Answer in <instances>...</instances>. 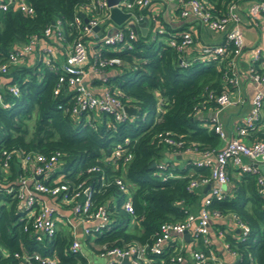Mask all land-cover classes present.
Returning a JSON list of instances; mask_svg holds the SVG:
<instances>
[{
	"label": "trees",
	"instance_id": "trees-1",
	"mask_svg": "<svg viewBox=\"0 0 264 264\" xmlns=\"http://www.w3.org/2000/svg\"><path fill=\"white\" fill-rule=\"evenodd\" d=\"M29 1L35 9L33 14L14 8L0 13V64L31 35L43 36L45 27L57 19L61 21L65 41H69L68 33L75 32L70 23L74 15L80 13L78 6L85 0ZM204 1L213 11L223 12L229 0ZM134 12L145 15L148 10L134 8ZM182 29L185 27L159 32L150 17L148 30L144 34L138 31L131 48H103L104 55H117L122 59V64L109 72L105 83L121 93L125 104L136 108V114L124 120H114L106 112L72 114L67 110L73 92L66 85L59 93H53L61 69L44 64L38 48L23 61L10 64L7 72H0V91L4 101L9 103V106L0 104V163L4 149L43 153L58 150L62 156L54 173H63L71 181L87 177L84 170L89 165L101 167V171L91 173L89 180L98 189L95 201L106 203L112 226L100 234L83 238V242L97 252L104 246L151 242L162 222L183 220L203 201L204 194L189 190L187 184L192 177L208 175L209 168L194 164L196 157L182 161L177 154L187 146L198 149L221 146L222 139L212 123L198 116V111L206 106L217 107L214 95L234 87L227 81L231 75V54L226 52L217 59H194L183 66L179 62L180 54L189 56L167 42L171 33ZM223 43L228 51L230 45ZM10 84L18 86L17 95L7 90ZM87 116L91 117V122ZM30 121H33L31 126ZM125 137L130 139L131 159L125 164L104 160ZM166 137L182 141L183 146L167 143ZM247 137L264 140V126L251 129ZM16 159L10 162L11 173L6 180L12 185H16L20 170ZM227 173L228 188L222 198L213 197L208 208L219 210L223 215L234 213L249 227L244 239L225 234L230 248L239 254L235 264L250 261L264 264V196L258 191L256 174L232 166L227 167ZM100 175L105 185H100ZM116 176H121L129 187L133 214L122 207L126 193L115 184ZM21 206L15 190L1 189L0 264H28L22 254L35 252L55 256L56 264L86 263L82 254L70 251L71 237L64 230L36 240L32 231L24 229ZM198 245L204 247L201 240ZM171 251L172 248L151 255L149 264H163ZM33 264L43 263L33 260Z\"/></svg>",
	"mask_w": 264,
	"mask_h": 264
},
{
	"label": "built area",
	"instance_id": "built-area-1",
	"mask_svg": "<svg viewBox=\"0 0 264 264\" xmlns=\"http://www.w3.org/2000/svg\"><path fill=\"white\" fill-rule=\"evenodd\" d=\"M174 1L178 6L180 16L191 15L208 29L223 32L224 41L230 45L229 50L226 51L223 42L205 44L191 58L180 54V64L187 66L194 59H217L228 52L229 55L231 54V75L226 77L227 81L235 86L237 71L234 62L244 48L241 23L242 15L245 13L248 20L259 28L262 36L261 44L253 49L248 74L257 85L264 83V0H229L223 12L213 11L204 0ZM242 1H248L246 12L242 10ZM151 4L152 0H118L113 5H109L107 0H85L78 6L80 13H76L70 23L74 26L75 32L68 33L71 36L69 41H65L61 21L57 19L45 27L43 32L45 37L33 34L26 43L10 51L6 61L0 64V72H7L10 64L23 61L38 48L41 50L44 64L61 69L53 93H59L66 85L73 92L67 110L72 114H80L84 111L106 112L110 113L114 120H124L130 115L124 110L126 104L120 98L121 93L111 90L105 83L109 68L120 66L122 59L117 55H104L102 50L105 47L131 48L132 41L138 37V26L135 28L131 24H136L144 16L149 18L146 14H136L134 8L148 9ZM112 6L129 12V17L121 24H115L110 19ZM10 8L27 14H33L35 11L29 0H0V13ZM157 30L166 31L160 26ZM194 41L195 37L189 30L171 33L167 40L168 44L174 46L180 53L186 52ZM59 55L62 57L60 58ZM90 75L98 76L105 83V88L101 93L95 92L88 86L87 77ZM7 90L13 95L19 93L16 84L8 85ZM214 98L219 106H226L233 102L230 90L227 88L214 95ZM0 104L9 106V103L4 101L1 91ZM263 106L264 93L258 90L252 98L248 113L237 125L235 134L230 138H227L222 123L217 118H213L214 131L225 142L219 148L184 147L185 151L198 154L193 160L194 164L209 168L208 175L192 177L187 184L189 190L210 185L209 193L204 196L198 211L188 212L181 221L162 222L151 242L102 247L98 253L106 257V261L100 264H122L121 258L124 256L129 259L130 264H149L152 261L151 255L162 254L171 248L172 251L163 264H187L188 255L191 264H235L239 259V254L230 248L225 237H223V246L231 255L232 261H225L215 251L211 241L212 222L220 221L229 215L238 226L237 235L240 239L246 237L249 227L239 220L236 214L223 215L219 210L209 209L208 204L213 197L217 199L223 197V192L229 182L228 166L256 174L258 191L264 196V176L258 167V162L264 163V140H244L250 130L259 125L258 122L264 113ZM87 120L91 122V117L87 116ZM129 141L130 139L125 137L122 142L116 143L111 155L103 159L114 164L127 163L132 157ZM165 141L175 146H183L182 141L171 137H166ZM61 156L62 152L58 150L43 153L4 149L0 163V191L2 188L5 191H16V196L24 209L21 217L24 219V229L32 231L36 240L41 241L43 238L52 237L58 230H67L71 237L69 249L77 254L81 253L82 238L89 234L95 235L109 230L112 226V218L106 203L95 201L94 195L98 189L93 181L89 180L91 173L101 171V167L98 164L89 165L84 170L88 174L87 177L71 181L63 173H54ZM14 157L17 158L20 166L15 179L16 185L6 181L11 173L10 162ZM103 178L100 175L101 186L106 184ZM114 181L118 189L126 193L122 207L133 214L131 192L127 183L121 176H116ZM185 231L189 234L188 243L184 241ZM216 233L219 236L224 235L223 229ZM78 234L83 237L79 238ZM200 240L204 246L202 248L198 245ZM190 243L192 246L188 247ZM22 258L28 264H33V260H40L43 264L57 263L55 256H42L37 252L23 253ZM73 264H79V262ZM249 264H253V261Z\"/></svg>",
	"mask_w": 264,
	"mask_h": 264
},
{
	"label": "crops",
	"instance_id": "crops-1",
	"mask_svg": "<svg viewBox=\"0 0 264 264\" xmlns=\"http://www.w3.org/2000/svg\"><path fill=\"white\" fill-rule=\"evenodd\" d=\"M247 5H248V1H242L241 6L244 12H246ZM147 10L148 13L146 15H148L149 18L153 17L156 27L159 26L163 27L167 31H173V30H177L178 28L185 27V29L182 30H189L190 32H192V34L195 37V41L190 47L186 49V54L189 56V58L195 56L199 52V49L205 44L221 43L224 41L223 32H215L208 29L204 24L199 22L195 17L191 15L187 17L180 16L178 6L174 0H152V4ZM241 26L244 35V48L241 54L236 57L234 62L235 69L237 71V84L230 90V95L233 102L226 106H219V105L217 107L206 106L204 109L198 111V116L203 118L205 121H210L212 123L213 121L212 119L217 118L222 123L227 138H230L235 134L237 125L242 121V119L248 113L254 94L258 90L264 93V83L257 85L250 79L248 74V68L251 62L253 49L262 42V36L260 30L254 23H251L248 20V17L246 16L245 13L242 15ZM137 29L138 31H140L139 27ZM59 56L60 58L62 57L61 55ZM113 71L114 68H109L108 74L109 72H113ZM87 84L92 90H94L97 93H101L105 88V83L98 76H92V75L88 76ZM263 110H264V106H263ZM261 119L264 120V113ZM263 126H264V121L259 122L258 129H261ZM244 140L250 141L251 138L244 137ZM224 143L225 142L222 141L221 146ZM197 156L198 154L192 151H183L182 153L177 154V157L182 158V161L187 160L189 158L192 160ZM258 167L260 169V172L264 176V163L258 162ZM235 173L236 172L232 171V174ZM228 186L229 184L227 185L226 189L228 188ZM196 191L202 192V194H204L205 196L209 193V187H207L206 185L200 186L196 188ZM200 206L201 203L197 204L195 207L192 208L191 211H198ZM216 222H219L220 225L216 226L217 225ZM220 229H223L224 231L223 236L216 235L217 234L216 231L218 232V230ZM64 231L67 232V230ZM238 232H239L238 226L229 215L226 216L221 221L212 222L211 241L213 247L215 251L219 253L222 256V258L227 262H231L232 257L224 249L223 237H225L226 233H231L232 235L236 236ZM78 237L82 238L83 236L81 234H78ZM184 241L188 243V239L185 238ZM191 246H192L191 243L188 244V247ZM80 254H82L86 258L85 264H87L89 262V259L82 251V248ZM187 258H188L187 264H191L190 256L188 255ZM104 261L106 260L100 261L98 264Z\"/></svg>",
	"mask_w": 264,
	"mask_h": 264
},
{
	"label": "water",
	"instance_id": "water-1",
	"mask_svg": "<svg viewBox=\"0 0 264 264\" xmlns=\"http://www.w3.org/2000/svg\"><path fill=\"white\" fill-rule=\"evenodd\" d=\"M109 5L115 4L118 0H107ZM130 13L129 12H124L120 8L116 6H112L110 9V19L115 23V24H121L124 20H126L129 17ZM137 24V25H136ZM134 24L132 23V26H135V28L138 26L140 28V31L144 34L146 30L148 29V24H149V18L147 16H144L143 18L139 19L137 23ZM97 29V27L95 28ZM124 110L127 112L128 115L132 116L136 114V108L131 105H124ZM154 162H152L151 165H153ZM209 187L210 185H206ZM184 237L186 239L189 238V234L187 231L184 232ZM121 262L123 264H130L129 259L124 256L121 258Z\"/></svg>",
	"mask_w": 264,
	"mask_h": 264
},
{
	"label": "rangeland",
	"instance_id": "rangeland-1",
	"mask_svg": "<svg viewBox=\"0 0 264 264\" xmlns=\"http://www.w3.org/2000/svg\"><path fill=\"white\" fill-rule=\"evenodd\" d=\"M109 48H111V47H109ZM95 115H98V112H95ZM98 117L99 116H96V118H98ZM32 123H33V121H30L29 125L31 126ZM82 251L85 253L87 258L89 259V262L87 264H98L100 261L106 260L105 257L100 256L96 250L87 246L83 241H82Z\"/></svg>",
	"mask_w": 264,
	"mask_h": 264
}]
</instances>
